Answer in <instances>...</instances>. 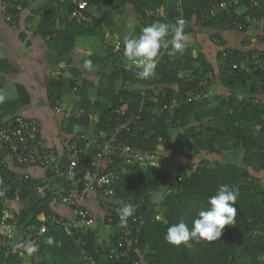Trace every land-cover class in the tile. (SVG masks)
Wrapping results in <instances>:
<instances>
[{"label": "trees", "instance_id": "1", "mask_svg": "<svg viewBox=\"0 0 264 264\" xmlns=\"http://www.w3.org/2000/svg\"><path fill=\"white\" fill-rule=\"evenodd\" d=\"M3 1L13 3L6 12L2 11L7 23L18 25L22 14L30 10L28 19L37 20V33L48 42L52 52L58 54L57 63L66 61L62 71L67 72V77L51 80L48 87L52 106L60 105L65 95L75 94L84 112L80 118L70 116L68 122L92 136L95 132L100 141L132 118L134 122L119 134V138L128 139L135 149L160 158L159 168L138 166L132 174L123 170L118 180L120 197L142 202L134 223L139 242L134 243L130 257L119 262L110 256V246L119 243L120 234L115 218L111 224L114 231L105 232L107 218L111 216L110 212H105L94 214L95 231L85 233L76 228L73 236L48 223L39 254L40 264H134L135 261L140 264H264V104L260 100L237 98L239 93L256 97L258 82L264 87V76L250 62L254 53L264 55V49L251 46L246 28L240 29L234 23L236 15L226 11L213 15V5L221 0H184L187 20L184 34L192 32L194 24L205 28L220 47L217 64L202 50L190 46L182 53L163 52L153 79L139 80L136 77L139 68L124 56L123 45L119 55L108 53L102 45L103 54H90L81 58L77 65L72 62L76 43L85 35H98L102 44L107 26L124 42L125 38L137 37L145 26L154 22L175 24L173 0H101L119 13L131 5L137 21L129 35L121 33L120 27H110L92 9L86 13L94 16L93 23L69 21L68 12L79 0H25L19 9V0ZM246 5L257 11L252 14L254 17L264 20V0ZM56 17L59 18L57 26ZM225 30L245 33L244 47L228 46L222 35ZM254 36L264 43V29ZM227 51L231 53L225 55ZM88 59L93 62L91 71L83 67ZM236 62L238 68L233 67ZM16 72L15 65L6 59L0 60V91L3 74ZM201 80H208L202 89L210 94L187 101V91L199 88L197 82ZM226 92L232 95L227 98ZM20 94L18 100L0 106V122L5 116L20 114L18 109L29 102V94L22 86ZM176 98L181 99V103L171 121L168 120L169 110L159 114L150 108L151 104L164 107ZM97 149L96 144L82 154L79 168L91 165V157ZM179 156L189 158V162L180 160ZM26 176L30 185L25 196H33L26 200L17 217L23 231L28 223L42 224L36 218L41 212L60 216L52 205L56 188L51 182L47 178ZM57 180L62 181L61 178ZM221 184L238 192L235 224L226 225L220 239L213 241L193 239L188 245L180 246L168 243L165 239L168 227L180 220L191 227L199 211L209 207V197ZM37 185L43 188L39 196ZM160 189L165 190V199L157 204L152 194ZM11 194L0 184V221L1 208ZM97 232L102 237L99 242ZM48 237H53L59 246L47 244ZM79 238L84 245L76 241ZM20 263L7 248H0V264Z\"/></svg>", "mask_w": 264, "mask_h": 264}, {"label": "built area", "instance_id": "2", "mask_svg": "<svg viewBox=\"0 0 264 264\" xmlns=\"http://www.w3.org/2000/svg\"><path fill=\"white\" fill-rule=\"evenodd\" d=\"M17 8H21L25 0H19ZM174 10L177 20L185 21L184 30L187 26L185 15L184 0H173ZM254 0H221L213 5V15L217 12H228L236 15L234 22L240 29L246 28L247 33H257L264 29V20L254 17L252 8L246 5L247 2ZM246 2V3H245ZM245 3V4H244ZM241 5V6H240ZM13 6L12 2L3 1L1 9L6 12ZM91 9L89 0H79L76 7L68 12V20H81L86 23H93L94 16L88 15L86 10ZM11 17H9V20ZM205 21V20H202ZM171 38L169 39V41ZM103 48L113 55L120 54L123 42L109 28L105 27L103 32ZM171 47V46H170ZM170 52L163 50L158 58ZM231 52H226L229 55ZM250 62L254 64L264 76V55L254 53L250 57ZM134 65L131 61H129ZM135 66V65H134ZM236 62L233 67L238 68ZM137 67V66H136ZM156 67V69H157ZM212 76V74H209ZM153 78H150L152 80ZM199 88L189 90L186 93L187 101H196L202 96H207L210 91L204 92L202 87L208 84V80L198 81ZM260 82L257 83L258 94L256 97L238 94L237 98L243 100H252V102L261 101L264 104V87ZM229 98L232 94L225 93ZM181 99H173L164 107H157L151 104L150 108L159 111L161 114L166 109L170 112V118L174 117L176 110L180 107ZM56 110L62 108L61 105L55 106ZM80 106H75L70 116L80 118L83 114ZM119 112V110H118ZM125 114V110L122 111ZM1 117V110H0ZM68 117V118H69ZM130 118L127 122L118 125L113 132L107 134L102 141L96 135L82 130L74 131L66 140L62 148L58 146L47 145L43 140V123L37 117L26 116L22 114L9 115L2 118L0 122V184L6 187L7 191L12 192L11 197L7 200L5 207L1 208L2 218L0 221V248H7L16 256L19 261L29 258L31 264H40V250L43 243V235L47 232L48 223L55 224L65 230L69 235L75 234L76 228H81L85 233L87 230L95 231L96 219L92 211L87 207V200L90 194H94L97 202L102 206L104 212H110L111 216L105 224V232L111 233L114 229L111 224L117 220L119 226V243H113L110 246V256L119 262L128 258L132 254L134 243L139 242L138 236L135 235V221L138 216V210L142 202L130 198L119 196L117 185L122 171L126 170L132 174L136 167H160L159 156L150 152H143L135 149L128 139H120L119 134L123 130H128ZM134 122V121H133ZM98 145V149L91 157L90 166L85 169L79 168L82 160V154ZM66 161V164H64ZM40 168L44 170L41 178H47L55 188V202L67 205L71 209L70 216H53L41 212L36 218L42 222L41 225L28 223L22 230L18 224V215L26 200L33 195L25 196V190L30 185V180L26 175H30L27 170ZM48 170L51 174L48 175ZM57 178L62 179V183ZM32 179V176H31ZM64 182V184H63ZM37 196L43 194L41 186H35ZM18 206L15 207L14 205ZM123 204H131L135 211L132 216L127 218L125 224H121L119 209ZM114 216V217H113ZM96 240L99 242L102 237L99 232L96 233ZM76 241L80 245L85 242L82 238ZM26 247H34L36 250L32 253L26 251ZM85 251V250H84ZM130 264V263H129ZM134 264H140L135 261Z\"/></svg>", "mask_w": 264, "mask_h": 264}, {"label": "crops", "instance_id": "3", "mask_svg": "<svg viewBox=\"0 0 264 264\" xmlns=\"http://www.w3.org/2000/svg\"><path fill=\"white\" fill-rule=\"evenodd\" d=\"M94 4V1H92V12H94ZM1 5L2 0H0V60H8L18 68V72L3 74L4 80L0 95L4 99L0 101V106L8 101L18 100L21 95L20 86L24 87L29 94L30 100L18 109V113L39 118L43 123L44 142L47 145L62 148L66 140L76 131V129L64 128L65 133L62 132V123L69 121L68 117L72 111L64 112L65 103H73V109L75 106H80V102L75 94H67L60 104L62 108L56 110L55 106H52L49 101L48 87L51 80L67 77V72L62 71V68L66 66V61L57 63L58 54L55 51L52 52L48 42L37 33V20L34 18L28 19L30 10H26L22 14L18 25H11L5 20ZM123 12H115L112 16L103 19L109 22L110 27L111 25L120 27L125 30H122L121 33L129 35L134 30L137 15L134 14L131 5ZM56 18L55 25L57 26L59 18ZM129 23L132 25L131 28H128ZM222 35L228 46L235 48L244 47L245 33L239 30H225ZM185 36L187 37L185 48L191 46L194 49H200L217 64L216 60L220 47L213 42L205 28L194 24L193 31L185 34ZM247 36L251 39L252 47H259L256 41L253 40V33H247ZM100 37L98 35H85L79 39L73 52L74 60L72 62L80 65L79 61L81 58L93 53L103 54ZM257 42L259 41L257 40ZM27 171L35 179H39L44 175V170L40 168ZM56 189L58 190L59 188ZM52 205L54 210L61 216L71 215V209L67 205L55 201L52 202ZM14 206L17 207L18 205L15 204ZM87 207L97 216L105 213L94 194L89 195ZM20 264H31V261L26 258Z\"/></svg>", "mask_w": 264, "mask_h": 264}, {"label": "clouds", "instance_id": "4", "mask_svg": "<svg viewBox=\"0 0 264 264\" xmlns=\"http://www.w3.org/2000/svg\"><path fill=\"white\" fill-rule=\"evenodd\" d=\"M183 19L177 20L175 24L154 22L145 26L141 33L135 38H125L123 42L124 56L139 68L136 77L139 80H147L156 74L158 58L162 50H169L170 54L183 52L186 47L187 37L184 34ZM131 23L128 28H131ZM171 36L169 41L168 37ZM171 46V47H170ZM84 68L93 70V62L88 59L84 61ZM4 97L0 95V101ZM238 192L227 184H221L215 194L209 197V207L199 211L197 217L192 221L191 227L184 221L172 224L168 227L165 239L175 246L188 245L190 240L204 239L213 241L220 239L226 225L235 224L237 208L235 207ZM154 203H161L165 199V190L160 189L152 194ZM135 208L131 204H123L119 209L121 224H125L127 218L132 216ZM47 244L59 243L53 237H48ZM34 247H26L29 253L34 252Z\"/></svg>", "mask_w": 264, "mask_h": 264}, {"label": "rangeland", "instance_id": "5", "mask_svg": "<svg viewBox=\"0 0 264 264\" xmlns=\"http://www.w3.org/2000/svg\"><path fill=\"white\" fill-rule=\"evenodd\" d=\"M90 2H92V1H94V6H93V9H94V13L98 16V17H100V18H107L108 16H112L114 13H115V11L113 10V9H111L109 6H106V5H104L102 2H101V0H89ZM122 13H124V12H122ZM126 13V12H125ZM106 22H107V20H105ZM107 23H109V22H107ZM114 26V25H113ZM118 28V27H117ZM254 41H256V44L259 46V47H262L263 49H264V43H262V42H257V38H255V36H254V39H253ZM259 41V40H258ZM74 106V104L73 103H65V109H64V112L65 113H68V112H70L71 110H72V107ZM69 128L70 130H79V127L78 126H75V127H73L68 121H65V122H63L62 123V132L63 133H65V131L63 130L64 128ZM52 132V131H51ZM53 133V132H52ZM55 136H57V135H55ZM179 159L181 160V159H183L184 161L186 160V161H188L189 160V158H187V157H185V156H183V157H180L179 156ZM178 159V161L180 162V160ZM162 161V160H161ZM177 162V161H176ZM189 162V161H188Z\"/></svg>", "mask_w": 264, "mask_h": 264}]
</instances>
